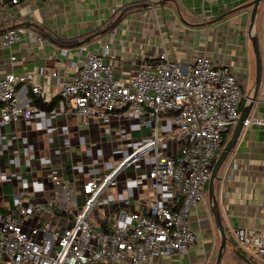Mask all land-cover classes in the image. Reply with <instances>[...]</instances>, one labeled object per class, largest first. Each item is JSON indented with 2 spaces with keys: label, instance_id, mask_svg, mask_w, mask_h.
I'll return each instance as SVG.
<instances>
[{
  "label": "crops",
  "instance_id": "0c3cea01",
  "mask_svg": "<svg viewBox=\"0 0 264 264\" xmlns=\"http://www.w3.org/2000/svg\"><path fill=\"white\" fill-rule=\"evenodd\" d=\"M249 1L161 0L154 9L148 0H0V80L8 73H34L35 83L43 87L39 97L51 102L72 75V65L83 62L88 51L114 64L115 78L128 79L141 66L157 63L166 49L172 59L184 65H191L200 54L207 55L214 65L233 72L251 97L256 84V57L249 30L252 7L229 13ZM119 15L122 18L114 27L99 33L111 27ZM9 28H15L22 38L6 46L3 36ZM254 31L260 42L262 82L249 121L215 182L226 232L234 243L228 248L238 255L236 248L244 256V247L239 244L240 249L236 243L235 229L264 232V0ZM38 36L43 39L39 41ZM81 41L85 42L79 46ZM81 46L86 50L81 51ZM56 71L58 76L53 75ZM23 88L19 86L18 92L29 99L31 93ZM250 101L244 99L240 110ZM168 116L158 122L161 133L173 128ZM234 127L227 130L229 137ZM149 133L129 110L111 115L109 123L96 118L86 122L75 113H61L57 106L50 111L38 108L31 120L6 125L0 118V211L9 212L14 198H21L29 210L25 217L28 229L49 221L58 228L72 225L73 217L65 212L51 214L35 208L52 199L53 175L60 174L81 190L86 180L108 173L125 149H135ZM167 146L168 152L179 148V144ZM146 166L147 171L138 163L120 174L106 189L92 218L107 227L119 208L145 210L154 195L146 177L149 163ZM190 225L197 241L189 253L154 258L146 264H214L221 238L208 192L192 209ZM237 257L245 264H264V259L256 263L248 256L249 261ZM0 264L14 263L5 258ZM222 264L241 263L227 260Z\"/></svg>",
  "mask_w": 264,
  "mask_h": 264
},
{
  "label": "built area",
  "instance_id": "2783aa9c",
  "mask_svg": "<svg viewBox=\"0 0 264 264\" xmlns=\"http://www.w3.org/2000/svg\"><path fill=\"white\" fill-rule=\"evenodd\" d=\"M155 1L148 0L154 9L161 0ZM21 38L15 28L7 29L3 36L6 46ZM72 70L59 91L58 111L75 113L86 122L96 118L109 123L111 115L129 110L150 133L135 149H125L108 173L86 180L81 190L60 174L53 175L52 199L35 208L71 215L70 226L58 228L49 221L26 229L22 218L29 210L21 198H14L9 212L0 211V259L14 264H146L154 258L189 253L197 241L190 225L192 209L205 196L204 187L223 147L224 133L236 125L242 101L250 97L233 72L214 65L204 54L184 65L164 49L157 63L143 65L130 78L119 79L114 76V64L88 51L86 59L74 63ZM40 73L44 74L43 68ZM34 78V73H8L0 80L2 123L34 118L38 108L31 97L22 98L18 92L24 86L23 91L40 96L43 87ZM165 114L173 128L161 133L158 122ZM167 143L179 144V148L168 152ZM141 161L149 163L146 177L152 199L143 211L119 208L104 227L92 218V212L117 177ZM235 238L264 259V232L238 227Z\"/></svg>",
  "mask_w": 264,
  "mask_h": 264
},
{
  "label": "water",
  "instance_id": "95a60500",
  "mask_svg": "<svg viewBox=\"0 0 264 264\" xmlns=\"http://www.w3.org/2000/svg\"><path fill=\"white\" fill-rule=\"evenodd\" d=\"M262 1L263 0H250L246 5L229 11V13H233L239 9L244 8V7H252L249 30H250V34H251L250 39L252 41V45H253V49H254V53H255V57H256V82H255L256 84H255L254 95H252L250 97V100H251L250 103L245 105L244 108L241 110L240 118L234 127V130L232 132L231 137L229 138L228 141H226V143L222 147L219 155L216 158V161H215L214 166L212 168L211 177L209 179L208 195H209V200L211 203V211L213 213L215 224L217 226V229L220 233V238H221V244H220L219 251L217 254V258H216V261L214 264H222L228 246L233 245V247H234V243L232 242V240L227 235L226 227H225V224H224L223 219H222L220 205H219L218 200H217L216 195H215V182L218 178V172H219L222 164L225 162V160L227 159L229 154L234 149V147L237 143V140L241 134V131H242L243 127L246 125V121L249 120L250 111L252 109L253 103H254L256 96L258 94L260 84L262 82V57H261V51H260V42H259L258 35L254 31V26L256 23V18H257L259 6H260ZM122 15H119L115 19V21L112 23L111 27H108L107 29L100 31L99 33L100 34L104 33V32H106V30H109L110 28L114 27L115 24L122 18ZM87 40L88 39H86L85 41H87ZM85 41L79 42L78 45L80 46V44L84 43ZM235 251L243 259L249 261L247 259V257L242 254L241 251H239L236 248H235Z\"/></svg>",
  "mask_w": 264,
  "mask_h": 264
},
{
  "label": "rangeland",
  "instance_id": "374dc122",
  "mask_svg": "<svg viewBox=\"0 0 264 264\" xmlns=\"http://www.w3.org/2000/svg\"><path fill=\"white\" fill-rule=\"evenodd\" d=\"M147 10H148V9H147ZM152 11H153V10H152ZM155 11H157V7H156V10H155ZM153 13H155V12L153 11ZM229 136H230V132L226 131V132L224 133V139H225L226 141H228L229 138H230ZM225 140H224V144L226 143ZM140 163L142 164V167L144 168V170L147 171L146 162L141 161ZM204 192H205V196H206V194H207V192H208V185H207V184H206L205 187H204ZM80 198H81V200H82L83 197L81 196ZM22 220L24 221V226H25V228L28 229V228L26 227V224H25V222H27V221H25L24 218H22ZM108 231H109V230H108ZM236 243L239 245V243H238L237 241H236ZM239 247H240V249H242L240 245H239ZM242 250L244 251L245 256H248V257L252 258L253 260L256 261V263L261 262V260H263L262 258H260V257L256 254V251H255L254 249H252V248H248L247 251H246L244 248H243ZM232 252H233V251H232V248H231V249H230V248H227V252H226L225 257H224V260H223L224 262H226L227 260H231L232 262H235V261L239 260L241 264H245L243 261H241V258L237 257L238 255H235V254H233ZM215 260H216V257H215L214 261H215Z\"/></svg>",
  "mask_w": 264,
  "mask_h": 264
},
{
  "label": "trees",
  "instance_id": "16d2710c",
  "mask_svg": "<svg viewBox=\"0 0 264 264\" xmlns=\"http://www.w3.org/2000/svg\"><path fill=\"white\" fill-rule=\"evenodd\" d=\"M32 99V104L42 110H53L59 102V97L57 96L53 101L47 102L43 98L36 96L34 94H30Z\"/></svg>",
  "mask_w": 264,
  "mask_h": 264
}]
</instances>
